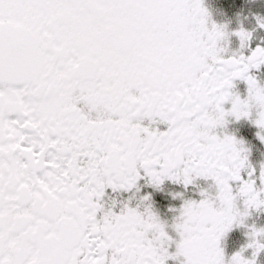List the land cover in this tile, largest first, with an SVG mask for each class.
Here are the masks:
<instances>
[{
	"label": "snow or ice",
	"instance_id": "snow-or-ice-1",
	"mask_svg": "<svg viewBox=\"0 0 264 264\" xmlns=\"http://www.w3.org/2000/svg\"><path fill=\"white\" fill-rule=\"evenodd\" d=\"M227 35L202 0H0V264H224L220 237L264 205V167L257 187L243 142L218 131L252 110L264 130V46L241 28L248 51L229 53ZM199 178V199L173 194L170 253L140 182ZM260 233L229 264H255Z\"/></svg>",
	"mask_w": 264,
	"mask_h": 264
},
{
	"label": "flooded vegetation",
	"instance_id": "flooded-vegetation-1",
	"mask_svg": "<svg viewBox=\"0 0 264 264\" xmlns=\"http://www.w3.org/2000/svg\"><path fill=\"white\" fill-rule=\"evenodd\" d=\"M202 5L209 13V25L215 23L223 25L227 35V51H244L241 49L239 37L235 32L241 28L250 33L248 41L250 47L254 48L257 45L264 46V27L260 26V22L264 21V0H202ZM250 74L253 75L257 82L264 85V65L258 68L250 69ZM233 91L237 92L243 99L247 95V84L241 79L233 81ZM225 109L231 107L230 102L223 104ZM255 110H252L248 117H241L239 120L235 117L226 116L227 123L218 131L235 136L243 142V147L246 149L245 155L247 162L252 166L256 173L257 187H261L258 179L259 172L264 167V142H262L257 133L264 135V130H261L255 123ZM140 194L150 193L153 210L159 215L161 220L166 225V231L172 236L173 242L169 244V252H175V243L179 241L178 233L171 227L173 218L178 214L183 199H199V189L207 186V181L199 178L195 181L197 187L189 186L187 189L182 184L171 182L165 179L159 189H155L150 185L141 181ZM183 193L181 197H173L174 193ZM239 212L244 213L245 207L241 200L236 202ZM239 223L234 222L219 239L218 247L222 250L224 264H229V261L237 252L245 259L253 258L252 247L248 245L253 239V229H264V205L252 208H247V214L240 217ZM255 239L260 243H264V233L255 236ZM183 256H177L175 259L169 257L165 264H182ZM255 264H264V248H261L255 256Z\"/></svg>",
	"mask_w": 264,
	"mask_h": 264
},
{
	"label": "clouds",
	"instance_id": "clouds-1",
	"mask_svg": "<svg viewBox=\"0 0 264 264\" xmlns=\"http://www.w3.org/2000/svg\"><path fill=\"white\" fill-rule=\"evenodd\" d=\"M253 102H256V95H255V94L253 95ZM260 110H261V111H264V107H261Z\"/></svg>",
	"mask_w": 264,
	"mask_h": 264
}]
</instances>
